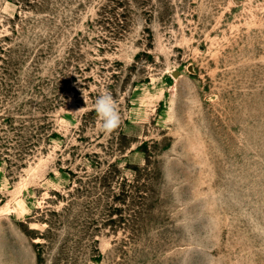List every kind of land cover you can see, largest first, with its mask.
<instances>
[{"label":"rangeland","instance_id":"obj_1","mask_svg":"<svg viewBox=\"0 0 264 264\" xmlns=\"http://www.w3.org/2000/svg\"><path fill=\"white\" fill-rule=\"evenodd\" d=\"M0 264H264V0H0Z\"/></svg>","mask_w":264,"mask_h":264},{"label":"clouds","instance_id":"obj_2","mask_svg":"<svg viewBox=\"0 0 264 264\" xmlns=\"http://www.w3.org/2000/svg\"><path fill=\"white\" fill-rule=\"evenodd\" d=\"M86 102V98H85ZM95 111L97 113L100 129L111 134L121 124V116L116 99L110 92H103L95 100Z\"/></svg>","mask_w":264,"mask_h":264}]
</instances>
